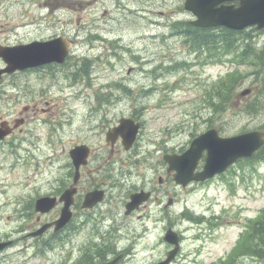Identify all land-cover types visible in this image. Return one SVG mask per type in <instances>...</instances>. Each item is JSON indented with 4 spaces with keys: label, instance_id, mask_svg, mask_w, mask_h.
Instances as JSON below:
<instances>
[{
    "label": "rangeland",
    "instance_id": "obj_1",
    "mask_svg": "<svg viewBox=\"0 0 264 264\" xmlns=\"http://www.w3.org/2000/svg\"><path fill=\"white\" fill-rule=\"evenodd\" d=\"M47 1H56L58 8L44 7ZM184 1L3 0L0 3V44L67 34L75 41L70 61L81 63L87 57L92 62L90 77L74 87L62 75L53 79L55 82L50 77L42 79L36 74L19 73L0 80V120L5 116L13 124L26 106L37 105L28 112L29 122L24 131L18 130L15 136L0 143V237L13 240L11 246L0 252V264H77L85 251L100 250L98 245H92L100 233L117 228L122 230L119 235H129V238L114 237L118 246L133 245L130 253H135L122 264H150L164 256L169 248L163 240L165 223L137 217L120 223L116 220V223L111 218L101 220L83 212L63 234L49 231L41 237L31 236L43 223L52 221L54 213L37 219L35 212L23 216L22 210L39 195L51 193L56 185L70 181L69 122L86 116L82 105L73 99L74 92L82 90L85 101L92 103L100 100L106 87H133V95L139 101L144 98L147 102L144 107H149L147 129L142 138L149 140L160 135L162 140H168L171 149L176 147L174 152L185 150L194 137L212 127L224 136L264 130V109L258 114H249L243 108L260 93L256 74L241 76L231 89V96L227 101L222 100L224 111H216L209 105L208 93L213 84L228 71L240 67L228 58L217 61L210 55L213 50L207 48L190 52L184 35L172 28L177 20L196 18L184 8ZM261 31L251 30L252 42L257 48L264 45ZM96 34L100 40L92 41L91 36ZM3 64L0 59V67ZM172 65L174 68H167ZM131 67L133 70L129 73ZM240 70L247 71V68L242 66ZM245 89L250 91L241 94ZM140 90L144 93H139ZM156 102L161 103L160 108H153ZM53 129L57 131L52 132ZM239 166L242 176L230 175L235 192L222 179L202 186V192L206 191L209 198L218 199V210L222 204L227 206L223 236L195 240L187 234L183 251L173 264H211L207 262L220 256L223 250V255H227V248L235 244L239 231L264 207V163L240 161ZM142 170L150 174L149 168ZM187 196L191 202L209 199L198 192ZM174 223L177 229L184 230L181 221ZM203 243L205 246L198 256L201 262H194L196 248ZM248 244L257 245V241ZM236 264H264V261L243 257Z\"/></svg>",
    "mask_w": 264,
    "mask_h": 264
},
{
    "label": "flooded vegetation",
    "instance_id": "obj_2",
    "mask_svg": "<svg viewBox=\"0 0 264 264\" xmlns=\"http://www.w3.org/2000/svg\"><path fill=\"white\" fill-rule=\"evenodd\" d=\"M2 1L0 0V3ZM46 4L49 5V2ZM51 7L53 6L51 5ZM57 37L68 40L70 45L74 42L67 34H50L34 40L46 41ZM72 55L73 51L70 47V53L62 64L56 62L48 63L37 68L18 71L14 74L19 73L25 76L28 74H38L42 79L50 77L51 82H55L53 79L56 80L60 73H64L67 78H70L69 83L71 85L73 79L66 68L72 67V62H70ZM80 80L81 76H77V82ZM115 90L119 91L120 94L131 93V88L128 86H109L102 92V99L92 103L85 101L83 91L73 93V99L79 101L82 109L86 111V116L84 119L78 118L77 122L74 119H71L69 122L72 137L67 152L70 181L67 184L56 185L49 195L60 197L67 188H76L71 205L72 219L83 215L82 212L88 214V217L95 216L101 220L111 218L115 222L118 220L119 223L128 218L137 217L144 221L152 220L165 223V230L176 228L177 225L171 221L181 220L185 223V229L179 231L180 251L182 252L187 232L191 230L192 232H197L193 229L197 227L195 223L202 224L205 222V229L200 228L198 230L201 235V232L214 230L219 225L218 221H221L223 215H219L214 211V204L191 203L187 199L179 203L180 197L174 192L176 188H181V190L185 191L193 188V185L201 183L192 182L186 187L177 185L175 187V185H172L173 176L169 170V164L165 160L166 154L170 152L168 140H162L160 135H156L149 140L142 138L147 128L145 122L147 107H144L146 103L138 101V98L135 97H131V101H123L121 95H117ZM154 105L159 104L156 103ZM36 107V104L32 108L26 106L19 117L20 127L13 130L12 134L4 140H0V143H5L9 138L15 136L18 130L23 132L26 124L29 122L27 117L28 112L30 109L35 110ZM123 118L132 119L134 124H139L140 126L136 140L129 147L124 143L121 136L112 134ZM6 120L13 125L10 119L5 118V116L1 118L0 123ZM55 130L53 129L52 132ZM79 145L85 146L89 154L86 164L80 167L76 183V166L74 165L71 151ZM146 168H149L150 174L142 170ZM202 168L200 164L198 169ZM93 190L102 191L104 198L100 202L86 208L84 206L86 195ZM141 191L149 194L148 200L142 202L136 209L128 211L127 204L131 200L132 195ZM62 205L61 202H58L54 209L47 214L54 213L53 218L56 219L60 215ZM120 212H122L121 217L119 216ZM36 214L37 219H40L42 215H47L37 212ZM120 232H122L120 228L112 229L103 237L99 236V239H96L93 243L100 246L112 244V248L117 251L116 253L112 251L108 255H103V251L94 254L95 259L103 257L102 261H99V264H105L111 260L115 261L114 264H122L125 262V259L134 255V253H130L133 245L121 248L114 240V237L117 236L119 238H129L128 234L119 235ZM211 235L209 233V236ZM246 254L249 255L248 251H246ZM253 254L256 255V260L264 261L263 249L260 248ZM198 256L199 254L196 255L194 262L200 263L201 261ZM243 257H246L245 254L235 256L232 252L231 254L217 256L214 261L207 263L236 264L238 259H242Z\"/></svg>",
    "mask_w": 264,
    "mask_h": 264
},
{
    "label": "water",
    "instance_id": "obj_3",
    "mask_svg": "<svg viewBox=\"0 0 264 264\" xmlns=\"http://www.w3.org/2000/svg\"><path fill=\"white\" fill-rule=\"evenodd\" d=\"M229 1L235 0H186L185 7L198 17L197 20L193 21L196 25H223L235 30H242L252 25L264 28V0H238L239 5L225 4ZM67 51L66 43L60 39L49 42H33L9 48L0 47V57L8 64L6 68L0 69V76L4 72L12 73L18 69L38 66L51 61L62 62ZM246 92L248 90L244 91V93ZM130 126L126 122L122 125V134L125 138L136 134V129L132 131ZM6 133V131L0 129V137ZM263 144L264 132L261 131H250L230 137H222L219 136L217 129H210L195 138L186 153L180 156H172L169 161L171 169L176 170V181L187 184L190 180H205L216 173L224 171L238 158L251 156ZM204 150H207L204 170L195 174L194 169ZM72 194V190H67L61 198V200H66V205L62 209L61 218L55 222L56 229L64 226L70 220L69 206L72 202ZM139 200L140 194L135 195L134 201L140 202ZM36 204L38 210H49L54 205V198H41L37 200ZM86 204L91 203L86 201ZM51 225L52 223L44 224L32 235L42 234ZM167 238L170 241H175L173 233H169ZM10 243L11 241L0 242V250ZM175 252L176 250L171 254L173 255ZM161 264H167V261Z\"/></svg>",
    "mask_w": 264,
    "mask_h": 264
},
{
    "label": "trees",
    "instance_id": "obj_4",
    "mask_svg": "<svg viewBox=\"0 0 264 264\" xmlns=\"http://www.w3.org/2000/svg\"><path fill=\"white\" fill-rule=\"evenodd\" d=\"M186 35L191 38V45L193 48L201 50L203 47H214L216 50L217 58L222 60L223 55H231L232 60L237 64L248 65L251 68L250 72H243L239 69H235L233 72L228 73L225 77L221 78L219 82L213 86L210 91V102L215 103L217 108L223 105L222 100L231 96V89L235 87V84L241 80V76L256 74L261 89L264 91V46L263 48H257L252 39L254 35L251 31L237 32L226 28L218 29H202L196 28L189 24L186 25ZM238 35H241L240 37ZM242 40V41H241ZM245 40V41H244ZM239 47H242L238 49ZM234 52V53H233ZM219 98L216 102H213V96ZM264 92L258 93L249 102L246 103L245 108L250 113H257L264 106L262 99ZM255 161L264 159V148L261 149L252 158ZM250 239L254 237L261 239L264 244V210L257 221L251 224ZM251 248V245H250ZM254 251V248L252 249ZM88 264V262L86 263Z\"/></svg>",
    "mask_w": 264,
    "mask_h": 264
},
{
    "label": "bare ground",
    "instance_id": "obj_5",
    "mask_svg": "<svg viewBox=\"0 0 264 264\" xmlns=\"http://www.w3.org/2000/svg\"><path fill=\"white\" fill-rule=\"evenodd\" d=\"M51 5L54 6V5H57V4H56L55 2H52ZM59 5H60V4H59ZM57 6H58V5H57Z\"/></svg>",
    "mask_w": 264,
    "mask_h": 264
}]
</instances>
